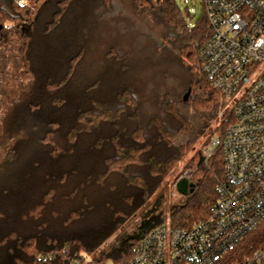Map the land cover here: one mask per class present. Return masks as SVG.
Instances as JSON below:
<instances>
[{
	"label": "trees",
	"instance_id": "obj_1",
	"mask_svg": "<svg viewBox=\"0 0 264 264\" xmlns=\"http://www.w3.org/2000/svg\"><path fill=\"white\" fill-rule=\"evenodd\" d=\"M114 3L0 0V264L128 260L155 225L95 253L176 173L225 105L201 71L204 15L191 26L176 0H132L161 28L159 35L149 24L132 53L98 27L116 13ZM171 40L181 67L193 70L189 83L168 76ZM195 152L184 166L194 187L168 209L173 225L191 226L217 202L222 151L207 162ZM258 235H247L226 261L252 253Z\"/></svg>",
	"mask_w": 264,
	"mask_h": 264
},
{
	"label": "built area",
	"instance_id": "obj_2",
	"mask_svg": "<svg viewBox=\"0 0 264 264\" xmlns=\"http://www.w3.org/2000/svg\"><path fill=\"white\" fill-rule=\"evenodd\" d=\"M201 3L209 30L198 52L201 71L226 102L189 153L198 150L199 162H207L221 149L217 202L191 226L149 228L128 260L108 264H264V0ZM179 180L175 196L183 195ZM256 232L262 242L252 253L226 261Z\"/></svg>",
	"mask_w": 264,
	"mask_h": 264
},
{
	"label": "rangeland",
	"instance_id": "obj_3",
	"mask_svg": "<svg viewBox=\"0 0 264 264\" xmlns=\"http://www.w3.org/2000/svg\"><path fill=\"white\" fill-rule=\"evenodd\" d=\"M183 12L186 13L188 10L191 17H188V22L191 26L195 25L198 20L204 15V8L201 0H176ZM114 9L116 13L108 17V19L99 21L98 27L105 29L103 31L104 39H108L113 42L120 43L125 50H130L132 53L140 48L143 44V36L146 35L145 30L148 29L149 24H153L155 31L160 35L161 28L158 27V22L156 16H149L147 11L135 10L132 5V0H114ZM150 14L154 13L153 9L148 10ZM110 15V14H109ZM96 23V24H97ZM96 32L99 33L100 30L95 28ZM169 44V43H168ZM177 49L174 41L171 40L169 46H166L165 66L169 71L168 76L170 79L176 81L178 84H186L193 77V70L189 67H181L177 59ZM161 55V54H160ZM147 56V55H146ZM162 59V58H161ZM18 72V71H17ZM8 77L7 80V90H11L13 85L18 82V73ZM140 84V82H138ZM12 95L7 93L5 99L10 100ZM227 125V124H226ZM225 125V126H226ZM4 152H0V157L4 156ZM192 154L188 153L182 160L186 158L183 162L182 160L177 165V171L174 175H168L163 182L161 189H159L147 202V204L142 207L135 215H133L127 222H125L112 236H110L95 253L98 254L101 250L105 252H110L121 243L126 244V239L130 236H139L145 229H148L150 225H158L160 223H171V216L169 213V208L172 204L183 200L185 195H174V183L175 181L182 179V177H187L190 179V169L184 170L185 164L189 161ZM195 156V155H194ZM197 160V159H195ZM198 161V160H197ZM180 172V173H179ZM178 175L177 178L175 176ZM192 182V181H191ZM163 197L166 202H160V197ZM158 221H161L158 223ZM172 224V223H171ZM143 235V234H142ZM82 264H93L90 257H87Z\"/></svg>",
	"mask_w": 264,
	"mask_h": 264
},
{
	"label": "water",
	"instance_id": "obj_4",
	"mask_svg": "<svg viewBox=\"0 0 264 264\" xmlns=\"http://www.w3.org/2000/svg\"><path fill=\"white\" fill-rule=\"evenodd\" d=\"M193 187V182H191L187 177H184L177 182V188L183 195H187L190 191H192Z\"/></svg>",
	"mask_w": 264,
	"mask_h": 264
}]
</instances>
